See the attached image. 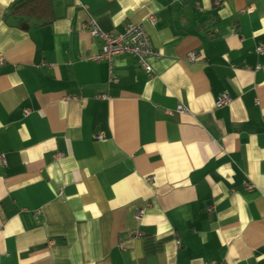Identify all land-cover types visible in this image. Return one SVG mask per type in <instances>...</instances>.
<instances>
[{"label":"crops","instance_id":"0c3cea01","mask_svg":"<svg viewBox=\"0 0 264 264\" xmlns=\"http://www.w3.org/2000/svg\"><path fill=\"white\" fill-rule=\"evenodd\" d=\"M18 1L0 0V264H264V0H49L46 23ZM92 23L143 25L152 71L92 60Z\"/></svg>","mask_w":264,"mask_h":264},{"label":"built area","instance_id":"2783aa9c","mask_svg":"<svg viewBox=\"0 0 264 264\" xmlns=\"http://www.w3.org/2000/svg\"><path fill=\"white\" fill-rule=\"evenodd\" d=\"M151 22H155V18H150ZM91 32L93 36L99 37L103 40L102 51L100 54L93 56L91 59L96 62H101L103 60H108L112 62L115 57L121 55H133L139 59L140 66L150 73L151 67L148 63V59L151 57L158 58L160 56L159 52L154 49L151 44V41L148 37V34L143 27V25H134L128 24L124 32L121 33H108L103 32L99 29V27L95 24H91ZM258 51H264V46L260 47ZM188 59L190 62H195L199 59V54L197 52H192L189 54ZM3 59L0 58V64H3ZM230 97L227 94H223L216 101V105L223 106L230 102ZM177 110L180 113L187 112V109L180 105ZM103 134H98L97 139H102ZM0 161L2 163H6V159L4 156H0ZM248 188H252V185L249 184Z\"/></svg>","mask_w":264,"mask_h":264},{"label":"trees","instance_id":"16d2710c","mask_svg":"<svg viewBox=\"0 0 264 264\" xmlns=\"http://www.w3.org/2000/svg\"><path fill=\"white\" fill-rule=\"evenodd\" d=\"M48 2L49 0H20L14 3L12 13L22 21L36 18L46 23L48 21L46 16Z\"/></svg>","mask_w":264,"mask_h":264}]
</instances>
